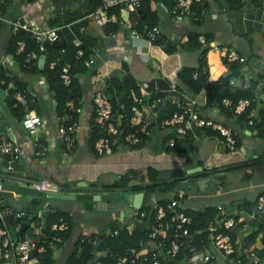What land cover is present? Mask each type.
<instances>
[{
  "label": "crops",
  "instance_id": "obj_1",
  "mask_svg": "<svg viewBox=\"0 0 264 264\" xmlns=\"http://www.w3.org/2000/svg\"><path fill=\"white\" fill-rule=\"evenodd\" d=\"M159 1L165 6L171 4L167 0ZM0 3L6 6L4 10L0 9V67L3 68L5 76L10 78L7 82L4 78H0V97L3 98L9 110V114L0 111V136L21 144L22 152L14 157V161L16 165L24 167L25 177L36 180L35 182L43 180L54 183L57 190L51 192L85 196L93 193L106 194L107 198L102 203L104 206L123 200L121 193L137 191H142L140 202L150 207L156 202H165L172 198L182 210H196L205 206L216 209L219 205L221 210L216 209L217 215L223 212L234 219L233 225L227 231L232 235L235 250L240 253L250 248L255 251L257 257L255 264H264V252L262 255L257 254L263 245L260 239L262 231H257L252 239L250 236L259 222L254 216L253 204L242 203L243 200L252 202L264 191V133L258 132L249 123L241 122L238 114L227 115L216 104H207L202 88L195 92L176 80L178 69L182 65H194L201 45L205 44L208 45L204 53L208 80L218 76L228 78L231 75L235 78L240 73L249 78L261 74L264 71V0H199L191 5L190 13L181 21H174L168 11L157 6L154 1L157 14L154 25L159 30L156 37L163 42L173 43L175 49L166 53L159 44L152 41L147 46L143 45L142 48V51L147 54L146 60L140 58L134 50L127 28L131 19L133 25L136 24L141 13L137 16L133 13L128 14L129 19L128 15L124 16L123 10L119 11L120 16L119 13L112 11L117 19L125 17L123 24H118L112 29L114 21H107L106 24L101 25L93 21L89 14L91 11L86 13L88 8L86 0H78L77 5L80 9L64 8L61 0H0ZM11 8L13 10L9 13ZM83 17L93 21L92 24L99 29L97 34L89 31L90 26L87 25V21L83 23L79 21ZM12 18L33 20L39 26L47 25L55 28L65 26L73 33L75 42H79L83 35L91 38L88 57H91L92 61L85 62L88 57L84 60L88 65V71L76 74L84 91V103L77 106L80 111L76 112L74 117L80 125H86L91 117L89 113L93 80L101 83L105 82L112 73L121 75L125 72L132 76L135 86L136 82L159 76L167 82H170L169 80L173 82V89L164 91L161 105H175L177 108L184 97L192 98L200 114L212 117L231 130L236 139V146L233 149L226 148L217 131L196 125H191L185 134L177 137L178 141L182 139L181 147L166 146L165 140L174 135V132L172 127L157 126L156 116L155 118L148 116L149 122L153 125L150 127L149 135L139 146L132 147L131 144L121 142L111 152L96 155L87 140L88 130L85 126L82 129L80 127L81 130L79 129V132L74 135L73 144H63L55 135L54 100L51 91L41 90L38 83L42 79L41 75L20 69L13 55L6 50V42L12 31L6 19ZM190 33H197L199 45L188 43L187 37ZM205 34L209 35V41L204 40V43H201L199 36L204 38ZM212 44L233 47L244 57V62H235L234 65L223 61V56L213 49ZM191 60H194L193 64L188 63ZM14 81L21 82V87L35 94L34 101L30 102L28 107L35 110L44 121L50 113L49 120L54 122L51 128L43 126V131L40 133L50 144L49 150L44 155L34 154L28 135L19 123L23 108L8 107L7 102ZM262 98L263 92L258 89L253 96L252 116ZM40 99H48L47 108L44 109L39 105ZM263 126L264 124L262 125L264 131ZM192 154L195 155L196 169L186 173L185 163ZM147 167L156 170L155 177L158 180L164 179L167 182L178 179L174 188L170 190L159 187L140 190L131 188V185L138 183L144 185L148 182L145 177ZM176 169H181L182 173L172 174L171 172ZM160 171H167L168 174L157 177ZM214 174L218 177L210 189L197 185L196 180L199 177H209ZM123 176L128 179L125 185L120 186L118 182ZM183 180H191L190 189L188 186L187 188L180 186ZM45 191L49 190H44L39 196L32 198L29 205L23 208L29 210L27 212L29 218L26 215L23 218L19 217L9 227V232L13 228L12 233L10 232L11 237L33 238L36 244L45 247L41 252L32 250V259L27 264H34L38 254L44 252L51 258V264H64L79 235L110 236L109 233L113 229L109 226L110 223L115 224V227L124 225L128 231L140 223L136 218H129V215L137 211V207L133 208L130 214L120 216V205L96 208L93 206V201L87 197H71L80 200L81 208L89 210L88 223L84 227L83 222L72 217L67 208H60L55 203L50 204L47 198H39L45 195ZM47 210H60L68 216L69 223L66 222L69 229L64 240H55L54 236L57 232L49 230L50 233L46 234L42 231L41 224L44 212ZM62 213L57 218L63 217ZM20 221L26 222L22 229L19 228ZM30 221L39 226L36 231L29 224ZM99 221H103V227L95 228L92 223ZM73 225H76L74 232ZM206 236V241H203V246L196 255L199 261L192 263V259L185 257L179 259L177 264H203L200 256L204 249L212 255L205 264H226L221 252L211 243L208 233ZM146 240L147 238L142 245L146 243Z\"/></svg>",
  "mask_w": 264,
  "mask_h": 264
},
{
  "label": "built area",
  "instance_id": "obj_2",
  "mask_svg": "<svg viewBox=\"0 0 264 264\" xmlns=\"http://www.w3.org/2000/svg\"><path fill=\"white\" fill-rule=\"evenodd\" d=\"M157 6L168 11L170 17L174 21H181L187 17L191 11V5L193 2L199 0H172L169 6H165L159 0H154ZM117 4L118 13L120 16L121 10L124 11V16L127 17L128 14L133 13L136 15L139 13L140 0H103L97 9L92 10L89 14L93 21L97 25H101L107 21H114L117 24H123V19H117L113 12H107V7ZM133 15H131L133 17ZM122 18V17H121ZM130 19V15H128ZM9 27L12 31L18 28L27 30L35 44V49H30L25 52L23 58V64L29 66L34 59L37 58L39 53H43L44 45L46 42H54L58 39V33L55 27L52 26H39L35 22L23 19V18H12L6 19ZM127 25L128 36L132 40L134 50L137 55L143 60L147 59V54L142 51L143 45H149L152 40L158 35V28L155 25L145 26L142 31H137L133 27L132 19ZM201 43H204L203 36H199ZM16 52L21 51L23 47V41L17 39L16 42ZM213 49L220 52L224 60L227 63L233 62H244V57L240 55L233 47H221L212 44ZM62 49H60L61 51ZM82 49L77 47L74 52V57L79 58L82 55ZM92 58L88 57L85 62H91ZM44 62V55H43ZM54 64V60L48 61V66L51 67ZM238 72V71H236ZM192 76H195V71H193ZM59 76L62 83L68 84L70 82L72 74L68 71V63L64 62L59 71ZM41 80L38 81L41 90L47 89L46 83L44 82L43 76ZM158 76H155L148 80H141L135 83L137 91L133 88L128 90L126 97L129 100L128 110L129 113L126 116L124 123H126L131 129L124 132L122 127L121 114L118 111L112 110V104L109 99V95L105 91L106 81L98 83L97 80H93V89L91 91V109L92 121L87 122L86 125L78 123L77 119L71 117L70 113L65 116V122H61L59 116L55 113L53 120L56 123L55 135L58 140H70L74 137L79 129L85 126L86 130H89L91 123L97 128L104 130L97 138L93 141V151L96 155H101L112 151L113 146L118 145L123 142L126 144H136L139 140V133L147 134L149 132L145 125L150 121L148 116L155 118L156 116V106L162 101L161 97L158 96V90H168L173 89V82H167V88H159L157 85ZM229 84H234V77L231 75L227 78ZM151 80V82H149ZM264 80V71L261 76L257 78V85L260 86ZM157 94V95H155ZM11 98L12 106H21L22 113L19 118V123L22 128L26 131L28 135V141L30 142L34 154L39 156L44 155L50 148L49 141L45 139L40 133L43 131L42 122L44 119L33 109L28 107L30 102L34 101L35 94L28 91L24 87H14L11 88ZM220 103L224 106H229L232 108L234 113H239L245 106L249 104L248 98H238L233 104L229 97H221ZM195 100L192 98L184 97L182 101L178 104L177 108L174 109L169 116L161 119L159 121V126L161 127H172L176 134H185L187 129L191 128V125L196 126H208L218 132L221 141L224 146L228 149H233L235 144V137L229 128L222 125L219 121L213 119L212 117L203 116L197 111ZM68 109H72L71 103H68ZM123 104L119 103V108H122ZM76 112L80 111L79 107H74ZM89 113V114H90ZM68 118V120L66 119ZM247 123L252 125V120L247 119ZM264 127V126H263ZM80 129V130H81ZM177 142L172 138L168 137L165 140L166 146H173ZM179 146V144H177ZM21 144L13 139L0 136V159L2 157H9V162L13 165L14 157L22 152ZM15 164V163H14ZM11 166V165H10ZM9 166V167H10ZM32 187L39 190H49L55 191L56 185L54 183H49L47 181H37L31 183ZM264 202V197L258 195L256 199V209H261ZM165 207L171 212L170 219L178 221L181 226L178 230L173 231L172 237L169 239L167 245H163L161 240H154V232L150 231L147 233V240L144 245L135 249L133 247H128L126 252L120 256H117L114 264H175L173 261L179 244L176 239L177 236L185 237L190 240L187 224L190 222V217L183 213V210L177 206V202L174 198L169 199L165 203ZM154 210V215L156 218H160L164 215V206L158 202L154 203L151 207ZM217 210H221L220 206H216ZM136 213V211H134ZM139 217L136 219L141 222L140 216L143 211H138ZM23 214V209L16 210L11 206L0 207V264H27L32 259V250H37L41 252L45 249L43 245L36 244L33 238L28 237H11L9 232L10 225L18 220ZM262 220H264V212H262ZM234 223L233 217L225 214L219 213L218 217L215 219H210L206 223L205 231L209 234V238L213 246L221 252L225 258L226 264H255L257 263V257L255 251L247 248L243 252H237L233 245V240L227 231ZM29 224L36 231L39 226L35 225L33 221ZM67 228V222L64 218L59 217L56 221L49 224V230L58 232ZM200 230L194 231L198 233ZM115 233V229H112L109 234ZM55 240L59 239L58 234L54 236ZM192 249V247H189ZM212 255L204 249L200 260L203 264L207 262L209 257ZM184 255L182 258H185ZM181 258V259H182Z\"/></svg>",
  "mask_w": 264,
  "mask_h": 264
},
{
  "label": "trees",
  "instance_id": "obj_3",
  "mask_svg": "<svg viewBox=\"0 0 264 264\" xmlns=\"http://www.w3.org/2000/svg\"><path fill=\"white\" fill-rule=\"evenodd\" d=\"M88 3V8L86 13L97 9L103 0H86ZM169 4L172 0H167ZM3 2V1H2ZM194 3V2H193ZM192 3V4H193ZM2 4L0 9L4 10L6 7L4 3ZM156 6L153 0H140L139 13H141L140 17L137 19L136 24L133 27L137 31H142L143 27L150 26L156 24L157 14H156ZM115 12L118 13V5L114 4L107 7V12ZM107 23V22H106ZM104 22V24H106ZM118 24L113 23L112 29H114ZM56 31L58 33V39L54 42H46L44 45V62L41 67L37 66L36 59L30 63L29 66H25L23 64V58L25 52L30 49H35L34 41L27 30L22 28H18L15 31H11L7 42H6V50L10 52L15 60L17 61L18 67L22 70H29L35 73H39L44 78V82L46 83L47 89L51 91L52 97L54 100V112L59 116L61 122H65V116L67 113L71 114V117L74 118L76 111L74 107L78 105H82L84 103L83 98V88L81 84L78 82V78L76 77L77 73H87L88 65L84 62V60L88 57L90 52L89 44H91V38L85 35L80 37L79 42H75L73 33L65 26L56 27ZM209 35H204V40H208ZM21 39L23 41V47L21 51L16 52V40ZM187 40L188 43H194V45H199V41L197 40V33L188 34ZM154 43H157L161 46V48L166 52H172L175 49L173 43L163 42L160 38L155 37L152 40ZM77 47L82 49V55L79 58L74 57V52ZM207 44L201 45V49L199 51L198 58L194 65H182L177 73L176 80L186 85L192 91H198L200 88L203 89L204 100L207 104L214 103L224 114H234L232 108L229 106H224L220 103L221 97L227 96L230 98L231 103L233 104L238 98H248L249 104L245 106V108L240 111L238 114V118L241 122L247 123V119L250 118L252 120V126L257 129L258 132L264 133L262 125L264 124V80L260 86L257 85V78L261 76L259 74L256 77L249 78L244 76L243 74H238L234 78V84H229L228 79L222 76H218L213 80H208L207 78V68L205 64L204 53ZM60 49H62L60 51ZM54 60V64L49 67L48 61ZM223 61H225L223 59ZM66 62L68 63V71L72 74L70 82L68 84H64L61 81L59 76V71L61 65ZM232 64L235 65V62ZM124 68V66H122ZM195 71V76H192V72ZM0 78H4L5 82H7L9 77L5 76L3 68L0 67ZM151 79V78H150ZM157 85L159 88H167V82L161 79L159 76L156 78ZM106 87L105 91L109 95V99L112 104V110L118 111L121 114L122 119V127L124 132L131 129L126 123H124L126 116L129 113L128 104L129 100L126 97L128 90L133 88L137 91V87L134 86V81L132 76L129 73H122L121 75L112 73L108 78H106ZM151 82V80H149ZM14 87L20 88L22 86L21 82L14 81ZM263 92V98L261 99L260 105L258 106L255 114L252 116L251 110L253 107V96L257 90ZM10 92V91H9ZM164 91L158 90V96L162 98ZM157 95V94H155ZM68 102L72 103L73 108L68 109ZM12 98L11 96L8 99V107L10 109H17L20 107L19 105L12 106ZM119 103L123 104L122 108H119ZM162 102L158 103L156 106V125L159 126V121L167 116L176 109L175 105H161ZM161 105V106H160ZM161 107V108H159ZM174 107V108H173ZM165 108V109H164ZM164 111V113L162 112ZM89 122L92 121V113L89 114ZM68 120V118H66ZM75 119V118H74ZM153 124L148 122L145 127L150 130V127ZM209 128L208 126H203ZM187 131V130H186ZM185 131V133H186ZM103 129L97 128L95 125H92L88 130V142L93 148V141L99 136ZM174 135L172 137L177 143L173 146L174 148L181 147V142L177 140L179 134H176L173 130ZM140 137L136 144H131L132 147L139 146L142 143V140L145 139L148 135L142 134V132H138ZM191 141V139H189ZM63 144H73V137L69 141L61 140ZM179 144V146H177ZM130 146V145H129ZM115 146H113L114 148ZM112 148V149H113ZM156 170L154 168H146L145 177L148 179V182L144 185L141 183L131 185V188L140 190L141 188H149L152 189L154 187H159L163 190H170L174 188L178 179H171L169 181H165L164 179L158 180L156 179ZM128 178L121 177L118 185L122 186L126 184ZM139 179V178H138ZM264 197V191L260 194ZM256 199L257 196L250 201L243 200L242 203L253 204V210L255 211L254 216L258 219L257 227L252 230L250 233L251 239L257 233V231H262L261 241L263 243L261 249L257 252L258 255H262L264 252V220H262V212H264V202L261 209H256ZM166 201L160 202L164 206L165 213L162 217L156 218L154 215V210L151 209L149 205H143L140 202L139 206L136 208V213L129 215V218H137L139 217L138 211H143V214L140 216L141 222L135 228L131 230H127L124 225L120 227H115V224L110 223L109 226L111 229H115V233L110 236L103 235L101 237L93 236L92 234H88L87 237L83 235H79L75 240L72 250L69 253L68 258L65 260L64 264H92L93 262H97V264H114L117 256H120L126 252L128 247H133L138 249L142 246L143 241L147 238V233L150 231L154 232V240H162L163 245H167L169 239L172 237V233L175 230H178V227L181 224L178 221L170 219V210L165 207ZM28 209H23L22 218L27 216ZM60 210L50 211L47 210L44 212L43 222L41 224L42 231L46 234H49V224L53 221H56L59 215H61ZM183 213L190 217V222L187 224V231L190 240H187L185 237L177 236L176 239L178 241V251L173 259L175 264H177L178 260L181 259L184 255L192 259V263H196L199 261L196 257L197 252L203 246V241H206V231L205 226L208 220L215 219L218 217L216 209L212 206H205L201 209H184ZM63 217L69 223V218L64 213ZM28 217V216H27ZM34 217V216H33ZM29 218V217H28ZM263 227V229H261ZM68 228L64 231H58L59 239L64 240L67 233ZM200 230L198 233L194 231ZM232 238L231 233H229ZM61 243V241H60ZM192 247V249H189ZM34 264H51V258L48 253L44 252L42 254H38L37 260Z\"/></svg>",
  "mask_w": 264,
  "mask_h": 264
},
{
  "label": "water",
  "instance_id": "obj_4",
  "mask_svg": "<svg viewBox=\"0 0 264 264\" xmlns=\"http://www.w3.org/2000/svg\"><path fill=\"white\" fill-rule=\"evenodd\" d=\"M43 53H39L36 58L37 66L41 67L43 63ZM37 156H39L37 154ZM194 157L195 155L192 154L186 160L185 166L186 173L192 172L196 169L194 167ZM16 161L13 160V165L9 162V157L4 156L0 159V207L3 206H11L13 209L20 210L24 207L29 205V201L39 196L43 191L39 189H35L32 187L31 183L35 182L36 180L30 179L25 177V170L23 166H18L14 164ZM11 165V166H10ZM10 166V167H9ZM198 168V167H197ZM172 174H180L182 173L181 169H176L171 172ZM167 171H160L157 173V177H162L167 175ZM217 174L210 175L209 177H199L196 180V183L199 187L203 186L205 189H210L213 185L214 180L217 178ZM132 182V181H130ZM137 182V180L135 181ZM191 180H183L180 183L181 187H185L190 189ZM45 195L48 196H58L61 198H71V197H79V198H88L93 201V206L96 208H109V207H117L120 205V212L119 215L122 216L123 214H130L133 208L138 207L142 197V191L137 192H130V193H121L120 196L123 200H118L112 204L103 205V200H106V194H97L93 193L90 195H82V194H66L62 192H51L45 191ZM109 196V194H108ZM114 197L116 195L114 194ZM110 196L108 197V199ZM101 200V203H99ZM110 203V202H109ZM26 225L25 221H20V229L24 228Z\"/></svg>",
  "mask_w": 264,
  "mask_h": 264
},
{
  "label": "rangeland",
  "instance_id": "obj_5",
  "mask_svg": "<svg viewBox=\"0 0 264 264\" xmlns=\"http://www.w3.org/2000/svg\"><path fill=\"white\" fill-rule=\"evenodd\" d=\"M61 2L64 5V8H67V7L71 8V7H73V9L74 8L80 9L78 7V5H77L78 4V0H61ZM12 10H13V8H11V11L9 13H11ZM20 11H21L20 13H22V10H20ZM31 21L33 22V20H31ZM79 21L81 23H83L84 21H87V25L90 26V30L89 31L92 34H97L98 33V30L99 29L92 24L93 21L91 22L89 20V18L83 17ZM188 63L193 64L194 63V60H191V62H188ZM174 79H175V77H174ZM42 95H44V94H42ZM41 98H43V97H41ZM38 103H39V105H41L42 107H44V109L48 107V99H40L38 101ZM0 111L9 114V110H8L6 104H5V101L1 97H0ZM49 114L46 117V120L44 121V123L42 122V125L43 126H48V127L51 128L54 125V122H52V120H49V118L51 116ZM39 198H47L48 199V202L50 204L55 203L60 208H67L69 210V212L71 213L72 217H76L77 220L82 221L83 224H84V227H86L85 225L88 223V219H89L87 212H89V210H86V209L81 208V206H80V200L73 199V198L69 199V198H60V197L45 196V195H42ZM97 219H102V218L101 217H97ZM92 224H93V226L95 228H102L104 223H103V221H99V222H93ZM75 229H76V225H73V230L72 231L74 232ZM12 231H13V228L10 230V232L12 233ZM68 240H70V239L68 238ZM263 260H264V257H263ZM93 264H97V263L96 262H93Z\"/></svg>",
  "mask_w": 264,
  "mask_h": 264
}]
</instances>
